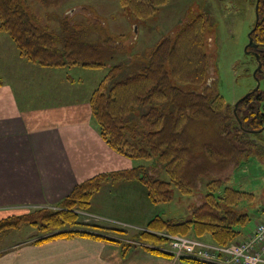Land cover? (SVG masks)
<instances>
[{"label": "trees", "instance_id": "1", "mask_svg": "<svg viewBox=\"0 0 264 264\" xmlns=\"http://www.w3.org/2000/svg\"><path fill=\"white\" fill-rule=\"evenodd\" d=\"M119 1L134 16L146 18L168 0ZM28 3V0H0V31L12 39L21 55L44 67L104 66L100 49L82 39L83 31L78 25L64 26L67 34L62 47L58 48L55 32L41 23ZM258 13L257 26L251 32L255 46L250 48H255L258 54V71L264 72V0H259ZM206 30L204 14H193L175 35L159 40L148 53L147 63L137 72L117 79L121 65L110 66L89 98L92 119L105 143L134 162L138 159L152 161L155 165H151L159 167L167 179L156 177L153 170L140 163L99 172L78 182L69 194L57 201L56 208L38 207L36 211L29 209L23 214L7 212L8 216L0 219V231L23 222L43 229L58 228L64 223L86 225L79 222L77 210L88 207L90 196L106 180L138 181L153 203L169 202L172 187L189 195L209 173L224 171L253 154L264 152V146L252 138L260 136L264 129V112L260 108L263 93L251 91L235 108L215 87L216 79L213 86L207 82L210 57L205 50ZM178 83L193 88H183ZM147 104H150L147 110L137 120H130L132 110ZM207 178L203 184L206 192L187 218L177 220L155 214L146 221V228L137 233V238L134 237L136 241L108 235L124 230L87 224L95 230H67L34 242L87 236L114 241L123 252L141 245L174 258L160 247L168 238L153 230L196 238L209 234L218 244L240 240L242 228L250 217L234 205L251 197L252 193L225 184L228 180L222 175ZM178 260L212 264L189 257Z\"/></svg>", "mask_w": 264, "mask_h": 264}, {"label": "rangeland", "instance_id": "2", "mask_svg": "<svg viewBox=\"0 0 264 264\" xmlns=\"http://www.w3.org/2000/svg\"><path fill=\"white\" fill-rule=\"evenodd\" d=\"M256 1L168 0L156 8L150 16L138 18L130 12L129 8L122 6L119 0H28V4L31 5L41 23L55 32L58 38V48L62 47L63 38L67 34L64 26L67 24L78 25L83 31L82 39L100 49L105 64L99 68L83 67L79 64L56 67L40 66L21 55L12 39L4 31H0V74L7 69L9 72L11 69L7 78H15L14 74H16L18 76L16 79L19 81L18 87L22 94L27 96L33 95L44 100L58 101L65 100V98L86 97L89 103L92 92L110 66L121 65L117 79L137 72L147 63L148 53L162 37L175 35L189 17L197 12H202L207 20L205 50L210 57L207 82L213 86L214 79H216L215 87L223 95L225 101L234 106L238 99L252 91L256 86V80H258L259 87L256 90L263 93L260 108L264 112V72L258 71L255 55L248 52L255 51V48H245L248 43V33L255 24ZM258 4L259 0L256 6L259 19ZM178 84L183 88H193L188 84ZM39 105L41 106L42 102H39ZM149 105L137 106L129 113L130 120H137ZM252 138L264 146V129L260 136L255 135ZM138 163L153 170L156 177L167 179L166 174H163L159 167H153L155 164L152 161L147 162L143 159L133 161V164ZM221 175L224 178L227 177L228 181L225 184L252 193L251 197L234 205L237 210L246 212L250 217L242 228L241 239L246 235L244 231L253 229L255 223L264 216V152L253 154L249 158L241 160L237 165L228 166L224 171H213L207 177ZM207 177L200 179V187L194 188L189 195H184L172 187V199L169 202L159 203H153L148 198L144 185L140 183L145 191L147 209L144 211L145 214L146 211L148 212L147 220L155 214H162L163 217L177 220L187 218L192 207L202 199L206 192L203 184L208 180ZM115 181L131 180L104 181L100 188L90 196L88 207L77 210L78 220L81 223L98 224L124 230L119 234H109L114 238L136 241L137 233L146 228V222L139 228L126 226L123 228L103 224V221L93 217L96 216L93 213H99L94 210L95 206L100 208L105 204V202L102 204L101 199L100 201L95 200L94 196L102 190L104 184ZM38 207L56 208L57 202L22 206L17 209H12L13 206H6L0 210L2 212L0 219L7 217L9 214L7 212L10 211H14L13 214H23L29 209L36 211ZM139 211L140 215L144 214L143 210L139 209ZM87 224L64 223L58 228L43 229L39 228L41 226L23 222L16 227L0 231V249L22 240L34 241L62 231L81 229L92 232L95 230ZM152 232L164 237H166L165 234H170L164 231L153 230ZM198 239H202L206 243H214L209 234H204ZM160 247L166 251L169 248V238ZM167 252L169 251L167 250Z\"/></svg>", "mask_w": 264, "mask_h": 264}, {"label": "crops", "instance_id": "3", "mask_svg": "<svg viewBox=\"0 0 264 264\" xmlns=\"http://www.w3.org/2000/svg\"><path fill=\"white\" fill-rule=\"evenodd\" d=\"M9 72L0 74V210L54 204L96 173L133 165L105 143L92 119L88 98L58 101L27 96L19 89L16 74L7 78ZM144 192L138 181L107 182L94 196L105 204L95 206L99 213L93 217L106 225L139 228L148 218ZM0 264L192 263L141 245L123 252L114 241L75 236L39 243L22 240L3 247Z\"/></svg>", "mask_w": 264, "mask_h": 264}, {"label": "built area", "instance_id": "4", "mask_svg": "<svg viewBox=\"0 0 264 264\" xmlns=\"http://www.w3.org/2000/svg\"><path fill=\"white\" fill-rule=\"evenodd\" d=\"M165 236L169 238L167 250L175 259L189 257L212 264H264V217L242 239L225 244L206 243L192 236Z\"/></svg>", "mask_w": 264, "mask_h": 264}, {"label": "water", "instance_id": "5", "mask_svg": "<svg viewBox=\"0 0 264 264\" xmlns=\"http://www.w3.org/2000/svg\"><path fill=\"white\" fill-rule=\"evenodd\" d=\"M257 2H258V0L256 1V6H257ZM256 6H255V15H256V16H255V24H254V26L250 29V31H249V33H248V43H247V45H246L245 48H247V47H254V46H255V44H253V39H252V36H251V32L254 30V28H255V26H256V24H257V22H258V14H257ZM248 52H252V53L255 55L256 60H257V62H258V54H257V52H256V51H252V50H251V51H248ZM257 69H260V62H258ZM258 87H259V82H258V80H256V86L252 89V91L256 90ZM250 92H251V91H249V92L246 93L244 96H242L240 99H238V100L234 103V107L236 108L237 105H238V103H239V101L242 100L243 98H245ZM260 130H261V129H259V131H260Z\"/></svg>", "mask_w": 264, "mask_h": 264}]
</instances>
